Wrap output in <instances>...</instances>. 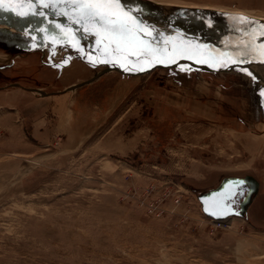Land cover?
<instances>
[{
	"label": "rangeland",
	"instance_id": "1",
	"mask_svg": "<svg viewBox=\"0 0 264 264\" xmlns=\"http://www.w3.org/2000/svg\"><path fill=\"white\" fill-rule=\"evenodd\" d=\"M143 1L200 24L182 40L264 42V0ZM0 27V264H264V68H124L81 26ZM247 176L245 217L204 214L200 193Z\"/></svg>",
	"mask_w": 264,
	"mask_h": 264
},
{
	"label": "water",
	"instance_id": "2",
	"mask_svg": "<svg viewBox=\"0 0 264 264\" xmlns=\"http://www.w3.org/2000/svg\"><path fill=\"white\" fill-rule=\"evenodd\" d=\"M60 3L66 5L72 4V0H43V3L37 2L36 8L39 12H46L43 15L37 14L34 10H28L29 14L27 16H19L8 10H0V25L17 28L23 32H45L48 34H61L73 37V33L77 30L74 27H80L81 25L77 24L74 19L72 21L65 19L63 12H58L56 7H53L51 11L49 10L50 6H55ZM141 4L147 10L143 12L142 16L145 24L157 21L164 27L170 29L174 32V35L170 37V40L168 39L169 42L178 46L179 49L176 48L177 51L183 50V54L176 57L172 62L158 63L153 61L151 66L147 65L150 68L149 70L177 69L187 72L247 74L253 71V69L264 68V42H260L248 50H239L233 44L227 42L224 44V41L221 40H213L211 37L205 39L203 36H198L201 38L199 40L202 44L200 42V44H194L192 41L195 42V40L185 41L179 36L181 33L199 32L193 26H199L200 24H189L188 22L191 20L188 19L189 17L186 16L185 12L180 10L162 11L159 7L152 8V6L143 0H141ZM153 31L156 38L161 37L158 34L159 32L163 33L164 36V32L161 29ZM92 36H95L94 33ZM89 41L91 43L94 42L92 40ZM154 46H157V54L161 57H166L173 49L170 45H166L163 40H161V45L156 44ZM190 56H195V58H190ZM77 57V54H73L70 51L65 52L64 55V58H69L70 61ZM133 60H139L144 63L146 60H152V56L134 57ZM245 68L247 72L243 70ZM234 180L244 181L240 185L243 188L242 194L237 192V195L231 201H223L220 195H213L214 193H220L225 187L231 190L233 185L228 182ZM258 192L259 182L252 176L226 177L216 188L200 193L198 199L206 216L214 220H224L235 216L245 217L249 206L252 204Z\"/></svg>",
	"mask_w": 264,
	"mask_h": 264
},
{
	"label": "snow or ice",
	"instance_id": "3",
	"mask_svg": "<svg viewBox=\"0 0 264 264\" xmlns=\"http://www.w3.org/2000/svg\"><path fill=\"white\" fill-rule=\"evenodd\" d=\"M37 2L43 3V0H0V10H8L19 16H27L28 10H34L37 14L43 15L36 8ZM72 8L76 13L72 18L81 25L82 31L94 33L96 43L103 45L101 51L110 57L109 62H115L121 67L127 68L131 64L135 68L136 62L131 59L132 57L151 55L152 60L144 61L146 65L151 66L153 61L172 62L183 54V50L177 51L175 46L166 57L157 54V50L153 48L151 40L148 39L152 38V29L145 26L142 19L144 9L141 7V0H72ZM238 19L247 18L241 16ZM159 35L162 37L163 33ZM86 55L90 59H96L91 56L90 52ZM190 58H195V56H190ZM243 70L247 72L246 68ZM228 183L233 185L231 190L225 187L220 193L213 195H220L223 201H231L237 192L243 193L240 185L244 181L234 180Z\"/></svg>",
	"mask_w": 264,
	"mask_h": 264
},
{
	"label": "built area",
	"instance_id": "4",
	"mask_svg": "<svg viewBox=\"0 0 264 264\" xmlns=\"http://www.w3.org/2000/svg\"><path fill=\"white\" fill-rule=\"evenodd\" d=\"M179 201L180 200L178 198L175 200L176 203H179ZM212 220H214V219H212ZM215 221H221V220H215Z\"/></svg>",
	"mask_w": 264,
	"mask_h": 264
},
{
	"label": "bare ground",
	"instance_id": "5",
	"mask_svg": "<svg viewBox=\"0 0 264 264\" xmlns=\"http://www.w3.org/2000/svg\"><path fill=\"white\" fill-rule=\"evenodd\" d=\"M235 14H236V13H235ZM0 28H1V27H0ZM37 34H38V33H33V35H35V36H38Z\"/></svg>",
	"mask_w": 264,
	"mask_h": 264
},
{
	"label": "flooded vegetation",
	"instance_id": "6",
	"mask_svg": "<svg viewBox=\"0 0 264 264\" xmlns=\"http://www.w3.org/2000/svg\"><path fill=\"white\" fill-rule=\"evenodd\" d=\"M238 203H240V202H238ZM239 208V207H238Z\"/></svg>",
	"mask_w": 264,
	"mask_h": 264
}]
</instances>
